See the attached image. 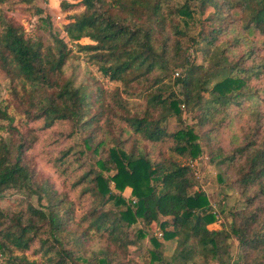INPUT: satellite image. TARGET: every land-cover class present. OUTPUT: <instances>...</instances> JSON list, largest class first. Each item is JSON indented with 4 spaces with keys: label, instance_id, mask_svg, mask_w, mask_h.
<instances>
[{
    "label": "trees",
    "instance_id": "1",
    "mask_svg": "<svg viewBox=\"0 0 264 264\" xmlns=\"http://www.w3.org/2000/svg\"><path fill=\"white\" fill-rule=\"evenodd\" d=\"M60 4L62 11L83 9L48 42L28 36L0 10V69L26 126L68 121L70 134H84L82 149L70 147L63 159L77 155L78 169H85L73 182L76 198L56 189L28 157L35 128L22 132L0 94V127L9 131L0 137V197L21 196L19 210L0 204V264H138L131 246L142 264H195V255L204 264H264L263 108H248L253 124L240 144L208 152L223 183L215 184L216 205L190 165L206 152L205 126L244 110L254 95L251 81L264 77V0ZM74 46L120 86L110 91L96 77L81 76ZM199 51L203 62L196 63ZM137 92L142 101L132 106ZM184 109L197 111L192 122ZM174 121L182 126L169 131ZM152 145L160 146L158 157ZM235 190L242 198H234ZM170 239L176 247L168 255Z\"/></svg>",
    "mask_w": 264,
    "mask_h": 264
},
{
    "label": "rangeland",
    "instance_id": "2",
    "mask_svg": "<svg viewBox=\"0 0 264 264\" xmlns=\"http://www.w3.org/2000/svg\"><path fill=\"white\" fill-rule=\"evenodd\" d=\"M70 1L73 2L76 0ZM37 8H41L43 12L36 13ZM82 9L83 8L80 7L77 9L62 11L60 0H0V10L16 22L22 24L28 36L32 38H42L46 42L51 41L52 32L61 31L64 35L65 33L63 32V28L64 24L68 21V16L72 13L79 12ZM237 33H239L238 30L232 31L227 38ZM248 37L253 41L257 40L259 36L256 33H249ZM66 38L69 39V37ZM82 42L87 43L88 39H82ZM72 44L74 45L75 43L72 42ZM187 44L188 43H184V45ZM246 49V45L238 47L236 55L242 54ZM190 50L191 49H189V52H192ZM74 52L78 63H80L77 69L81 76L86 74L88 76L96 77L99 80V83L110 91L114 90L117 86H120L121 83L111 81L104 77L98 69L97 64L90 62L86 53L78 51L76 46H74ZM201 62H203V53L199 51L197 53L196 63ZM251 86V90L254 95L246 97V107L244 110H241L240 108L232 109L231 118L223 125H215V127L212 125L211 127V124H209L205 126V130H203L208 133V136L206 135L203 139L206 152L202 157L190 162V165L194 168L198 185H202L204 189L208 190L213 206L217 204L216 200L218 197L216 195L217 189L215 184L219 182L217 178L220 170L209 161L208 152L211 149H216L218 147L223 148L225 151H229L237 144H240L244 138L245 128H248L249 125L253 124L248 108L262 107L264 110V77L260 79H253L251 81ZM9 87V78L7 74L0 69V94L3 100L11 104L10 110L16 117L15 124L22 132L29 126L35 128V133L38 135L37 142L27 151L28 157L33 161L37 170H39L43 176L49 178V180L55 185L56 189L68 192L71 198H76L78 191L73 188V182L77 178L78 174H81L85 168L81 170L78 169V163L75 162L77 155L73 154L63 159V152L70 147H73L74 151L82 149L83 145L81 139L84 134H70L72 131V124L68 121L57 122L49 128H43L41 120L31 122L28 126H26L24 123V114L13 99ZM141 101L142 96L137 92L136 96L131 98L129 103L132 106H137L141 103ZM183 112V116L187 122H192L193 115H195L197 111L184 109ZM167 126L169 131H175L182 126V124L179 121H174L170 122ZM210 127L214 130L210 131ZM8 135V129L0 127V137H7ZM20 136L21 134H16L15 138H20ZM151 147L153 150V156L158 157L160 146L152 145ZM102 151L106 154L105 148L102 149ZM97 156L99 157L98 154ZM175 156L180 158L177 154H175ZM182 160L185 162V159ZM222 176L225 181L229 180L227 174L222 173ZM217 184L222 186L223 183ZM124 194L129 197L131 195V188L128 187L124 191ZM233 194L234 198H242V195L238 190L233 191ZM33 199L34 202L37 203V198L34 197ZM233 202V198L229 199L230 205L233 204ZM20 203L21 196L17 193H6L4 196L0 197V204L6 210H19L21 208ZM220 220L224 221L225 224L223 217ZM229 220H231V218L228 220L226 219V224L229 223ZM212 225L216 227L220 226L221 224L219 219ZM158 236L162 238V232H159ZM175 247L176 240H167L165 246L166 254H173ZM34 248L35 246L32 250ZM232 252L233 254L235 253V247ZM130 254L131 256L137 257V261L140 262L138 264L144 263L140 251L135 248V246H131ZM193 262H195V264H204L203 258L198 255L194 256Z\"/></svg>",
    "mask_w": 264,
    "mask_h": 264
}]
</instances>
